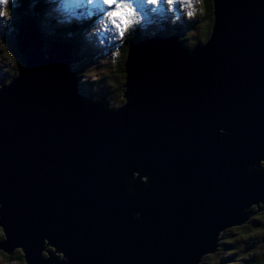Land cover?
I'll list each match as a JSON object with an SVG mask.
<instances>
[{"label":"water","instance_id":"95a60500","mask_svg":"<svg viewBox=\"0 0 264 264\" xmlns=\"http://www.w3.org/2000/svg\"><path fill=\"white\" fill-rule=\"evenodd\" d=\"M212 14L192 49L131 44L118 107L80 93L70 43L44 49L21 14L23 67L0 85L1 251L26 264H200L264 210V0H212Z\"/></svg>","mask_w":264,"mask_h":264},{"label":"rangeland","instance_id":"374dc122","mask_svg":"<svg viewBox=\"0 0 264 264\" xmlns=\"http://www.w3.org/2000/svg\"><path fill=\"white\" fill-rule=\"evenodd\" d=\"M18 2L20 3L21 0H6V3L0 6L3 10V15H0V82L5 83L18 75L23 67V58L17 52L15 44L18 25L16 22L19 15L14 6ZM47 6V13H44L43 17L37 16L38 21L34 20L35 25L43 35L44 49L54 39L53 35L60 33V28L63 27L58 26L57 29H53L51 21L43 19L46 14L54 16L64 13L68 16L80 6L83 17L87 16L84 10L87 13L94 11L97 14L95 15L96 29L79 37L76 43L78 50L72 49L71 51L73 56L71 67L79 78V91L85 93L89 90L88 94L90 95H96L97 92L98 95L113 101L115 107L123 103L121 96L125 76L124 73L117 71V64L120 63L119 60H122L120 50L124 48L128 38L132 37V39L137 40L141 37H150L151 32L157 31V29L170 30L176 24L183 23L184 28L180 29L179 34L183 33L185 42L192 47L198 43L197 39L204 40L208 26H210L209 20L202 19L204 14L202 0H191V3L189 0H179L171 9L164 3L156 11H152L149 7L146 15L142 10L143 19L137 17L136 22L124 33L123 39L115 35V29L111 28L110 25L105 27L106 19L102 16L101 9L88 5L85 0H59L51 4L48 3ZM30 12L28 9L26 14L31 16ZM172 30L174 31V28ZM97 33L105 35V38L99 35L102 46H94L92 42L94 37H97ZM90 46L94 47L95 51L91 50ZM103 47L106 48L103 49ZM73 50L77 52V55L73 54ZM76 59L78 60L76 61ZM254 209L252 206L251 210L254 211ZM263 214L264 210H258L251 217L258 219ZM242 225L223 231L217 250L205 255L200 264H264V227L251 226L250 229L245 230ZM20 253L19 251L13 257H8L0 250V264H24V261L18 257Z\"/></svg>","mask_w":264,"mask_h":264},{"label":"trees","instance_id":"16d2710c","mask_svg":"<svg viewBox=\"0 0 264 264\" xmlns=\"http://www.w3.org/2000/svg\"><path fill=\"white\" fill-rule=\"evenodd\" d=\"M53 2H54L53 0H51V1L50 0H21V2L20 3L18 2L17 5L15 4L14 7H15V10L17 11L18 15L19 14L21 15V13L26 12V11L28 12V9H29L31 11L30 13L32 14L33 21L34 20L38 21V17H43L42 15L44 14V12L47 13L46 12L47 11L46 9H48L47 8L48 7L47 4L48 3L50 4V3H53ZM203 6H204L203 7L204 14L202 15V19L209 20L210 21V25H211L212 24V18H213L212 17V0H204ZM71 14L68 15V17H67L66 14L61 13L62 17H58V18L54 17L53 19L49 18L47 20H50L52 22H53V20H55L54 23H56L57 21H67V22H63V27L60 28L61 29L60 33H56L55 36L58 39H61V40L69 39L71 41V43L73 44V49L77 51L78 49L76 47V43L78 41V38L80 37V35L82 33L86 32L90 28L94 27L95 23L93 21V18H91L90 20H81V19H79L78 13H73L72 15ZM20 15L18 17V20L20 18ZM18 20L16 22V25L18 23ZM173 28H174V30H177L176 28H180L181 29V25L178 24V26H176V28L175 27H173ZM210 28H211V26H210ZM209 32H210V30H209ZM179 37H181V34H179ZM132 40H134V39H132ZM130 41L131 40L129 38L128 42L125 43L124 48H122V50H120V52H121V56L120 57L122 58V60H119L120 63L117 64V71L119 73H122V74L124 73V71H123V59L125 58L126 50H127L128 46L131 45V43L134 42V41H131V42ZM199 43H203V42L202 41L201 42L198 41L197 44H199ZM181 44L183 46L190 47V45L187 44L185 41L181 42ZM76 51H74V53L77 55ZM88 92H89V90H88ZM88 92L85 91L86 95H88L91 99L98 100L100 98V97L98 98L99 95L97 94V92H96V95H90V94H88ZM104 101H108V100L105 99ZM109 101H111V100L109 99ZM111 105L115 106L113 101L111 102ZM261 205L262 204L254 206V208H256V210H259ZM256 210H254V211H256ZM261 219H264V214L257 219L258 225L254 224L252 226L253 227H264V224H263L264 220H261ZM250 227L242 226V228L245 229V230L246 229H250ZM2 239H3V233L1 231L0 241ZM221 242H223V241H221ZM19 251L22 252L21 249H15L14 252L11 253V254H5V253L4 254L7 255L8 257H13L15 255V253L16 252L19 253ZM18 257L22 261H24V259L22 257V253H20V255ZM24 264H26V263L24 262ZM233 264H236V263H233Z\"/></svg>","mask_w":264,"mask_h":264},{"label":"snow or ice","instance_id":"6c2138e0","mask_svg":"<svg viewBox=\"0 0 264 264\" xmlns=\"http://www.w3.org/2000/svg\"><path fill=\"white\" fill-rule=\"evenodd\" d=\"M85 2L100 8L102 16L106 19L105 27L110 25L111 28L115 29V35L123 39L124 33L136 22V18L143 19L142 10L146 15L149 7L152 11H156L164 3L171 9L179 0H85ZM4 3L6 0H0V6ZM0 15H3L2 7H0Z\"/></svg>","mask_w":264,"mask_h":264},{"label":"flooded vegetation","instance_id":"af4514ba","mask_svg":"<svg viewBox=\"0 0 264 264\" xmlns=\"http://www.w3.org/2000/svg\"><path fill=\"white\" fill-rule=\"evenodd\" d=\"M202 2L204 3V0H202ZM209 30H210V27L208 26V30H207V33H206V38H207V36H208V34H209ZM205 38V39H206ZM254 210H256V208L254 209ZM258 225V223H257V219L255 218V217H250L248 220H247V222L244 224V225H242V226H248V227H250V226H252V225Z\"/></svg>","mask_w":264,"mask_h":264},{"label":"bare ground","instance_id":"6f19581e","mask_svg":"<svg viewBox=\"0 0 264 264\" xmlns=\"http://www.w3.org/2000/svg\"><path fill=\"white\" fill-rule=\"evenodd\" d=\"M19 15H20V14H19ZM205 42H206V41H205ZM205 42H203V43H205ZM200 44H202V43H199V44L196 43V44H194V46H192V47H190V48L192 49V48H194L195 46H199ZM123 88H124V87H123Z\"/></svg>","mask_w":264,"mask_h":264},{"label":"clouds","instance_id":"9594fccd","mask_svg":"<svg viewBox=\"0 0 264 264\" xmlns=\"http://www.w3.org/2000/svg\"><path fill=\"white\" fill-rule=\"evenodd\" d=\"M246 222H247V221H246ZM246 222H245V223H246ZM245 223H244V224H245ZM224 231H225V230H224ZM220 239H221V234H220ZM219 243H220V242H219ZM216 250H217V249H216ZM216 250H215V251H216ZM13 252H14V251H13ZM3 253H4V252H3ZM21 253H22V252H21ZM5 254H6V253H5ZM24 262H25V261H24Z\"/></svg>","mask_w":264,"mask_h":264}]
</instances>
